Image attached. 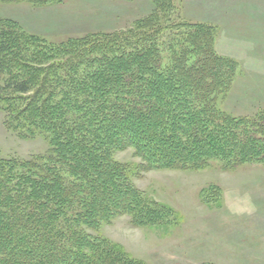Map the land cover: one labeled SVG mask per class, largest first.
I'll list each match as a JSON object with an SVG mask.
<instances>
[{"label": "trees", "instance_id": "trees-1", "mask_svg": "<svg viewBox=\"0 0 264 264\" xmlns=\"http://www.w3.org/2000/svg\"><path fill=\"white\" fill-rule=\"evenodd\" d=\"M159 6L125 31L71 43L0 22L4 125L48 143L26 159L0 157V264H145L94 232L123 214L164 222L165 208L146 203L133 176L264 164V110L239 119L217 107L237 63L215 51L214 27L179 23V51L163 63ZM127 148L138 164L115 159Z\"/></svg>", "mask_w": 264, "mask_h": 264}, {"label": "rangeland", "instance_id": "rangeland-1", "mask_svg": "<svg viewBox=\"0 0 264 264\" xmlns=\"http://www.w3.org/2000/svg\"><path fill=\"white\" fill-rule=\"evenodd\" d=\"M160 5L156 44L163 63L179 51V23L214 27V49L237 63L233 81L217 107L233 118L264 110V0H28L0 1V22L15 24L48 44L86 35L125 31ZM0 110V157L43 153V136L22 138L4 125ZM121 163L138 164L132 148ZM152 206L164 207V222L135 223L123 214L94 231L145 264H264V164L232 168L212 161L196 170L152 169L131 178Z\"/></svg>", "mask_w": 264, "mask_h": 264}]
</instances>
